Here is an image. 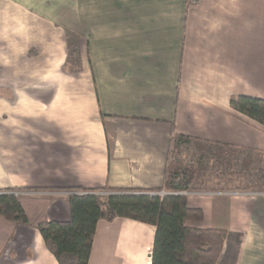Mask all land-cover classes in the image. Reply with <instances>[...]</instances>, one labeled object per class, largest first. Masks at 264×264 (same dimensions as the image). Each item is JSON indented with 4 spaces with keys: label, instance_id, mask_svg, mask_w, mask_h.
Returning a JSON list of instances; mask_svg holds the SVG:
<instances>
[{
    "label": "crops",
    "instance_id": "crops-1",
    "mask_svg": "<svg viewBox=\"0 0 264 264\" xmlns=\"http://www.w3.org/2000/svg\"><path fill=\"white\" fill-rule=\"evenodd\" d=\"M238 95L264 99V0H0V189L29 222L0 216V264H58L36 225L68 220L77 187L161 186L175 135L212 151L174 148L208 163L185 194L203 220L187 224L226 230L215 264H264V191L234 188L242 166L215 174L217 151L264 149V126L229 106ZM154 233L101 219L87 264H150Z\"/></svg>",
    "mask_w": 264,
    "mask_h": 264
},
{
    "label": "trees",
    "instance_id": "trees-1",
    "mask_svg": "<svg viewBox=\"0 0 264 264\" xmlns=\"http://www.w3.org/2000/svg\"><path fill=\"white\" fill-rule=\"evenodd\" d=\"M77 44L69 38L64 63L69 72L80 68ZM229 106L264 126V99L238 95L230 98ZM190 141L196 143L199 151L209 152L199 139L175 135L170 142L161 186L150 192L188 191L192 188L201 165H204L202 158L185 161L174 153L176 145ZM263 155L264 149L246 151L241 159L242 167L247 169L260 163ZM223 161L228 167L232 164L230 159ZM258 173L263 178L264 168L259 167ZM73 190L75 193L68 197V220L43 221L36 225L46 249L58 264H87L96 223L101 219L112 221L116 217L155 227L150 264H215L221 253L226 230L188 225V222H202L203 211L189 206L184 195L169 193L156 196L143 190L109 186L97 189L77 187ZM0 216L15 224L29 225L15 189H0Z\"/></svg>",
    "mask_w": 264,
    "mask_h": 264
},
{
    "label": "rangeland",
    "instance_id": "rangeland-1",
    "mask_svg": "<svg viewBox=\"0 0 264 264\" xmlns=\"http://www.w3.org/2000/svg\"><path fill=\"white\" fill-rule=\"evenodd\" d=\"M210 152V150H209ZM218 155V159L216 161V168L215 171L216 175H220L225 170L226 162L221 159L222 153L220 151L216 152ZM224 154V153H223ZM176 155V154H175ZM178 157V156H177ZM239 156H237V160H233L234 163H232L231 167L233 166H242L240 160L238 159ZM208 167V163H204V165H201V168L204 169L203 173H206V169ZM263 167L264 168V155L262 156V161L260 163H255L250 168H243L237 170H231L228 172V177H232L234 183V188H244L246 191H258L262 190L264 191V174L263 178H261V174L258 173V168ZM241 178L243 180H241ZM165 192V191H158V193ZM166 194H169L171 192H165ZM251 193V192H248ZM185 196V195H184Z\"/></svg>",
    "mask_w": 264,
    "mask_h": 264
},
{
    "label": "built area",
    "instance_id": "built-area-1",
    "mask_svg": "<svg viewBox=\"0 0 264 264\" xmlns=\"http://www.w3.org/2000/svg\"><path fill=\"white\" fill-rule=\"evenodd\" d=\"M187 191H177V192H171L174 194H180V195H185ZM166 193L165 192H161L158 194V196H164ZM152 195V194H151Z\"/></svg>",
    "mask_w": 264,
    "mask_h": 264
},
{
    "label": "water",
    "instance_id": "water-1",
    "mask_svg": "<svg viewBox=\"0 0 264 264\" xmlns=\"http://www.w3.org/2000/svg\"><path fill=\"white\" fill-rule=\"evenodd\" d=\"M148 194H152V195H156V196H158V192H149Z\"/></svg>",
    "mask_w": 264,
    "mask_h": 264
}]
</instances>
